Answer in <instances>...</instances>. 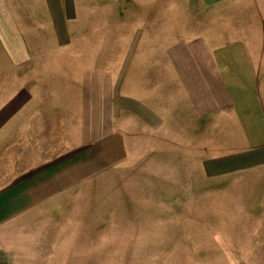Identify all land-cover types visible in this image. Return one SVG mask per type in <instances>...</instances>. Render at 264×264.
I'll return each mask as SVG.
<instances>
[{
  "label": "crops",
  "instance_id": "1",
  "mask_svg": "<svg viewBox=\"0 0 264 264\" xmlns=\"http://www.w3.org/2000/svg\"><path fill=\"white\" fill-rule=\"evenodd\" d=\"M167 136L202 264H264V0H0V264L78 263L83 195Z\"/></svg>",
  "mask_w": 264,
  "mask_h": 264
},
{
  "label": "rangeland",
  "instance_id": "2",
  "mask_svg": "<svg viewBox=\"0 0 264 264\" xmlns=\"http://www.w3.org/2000/svg\"><path fill=\"white\" fill-rule=\"evenodd\" d=\"M97 16V30L109 33V10ZM85 26L94 31V23ZM186 140L162 137V152L138 141L130 165L88 189L79 207L97 211V236L78 232L80 261L69 264H202L201 186L190 185ZM52 235L69 249L72 232Z\"/></svg>",
  "mask_w": 264,
  "mask_h": 264
}]
</instances>
